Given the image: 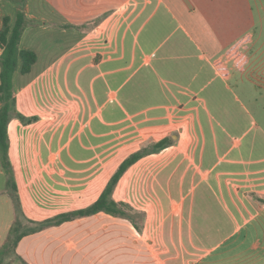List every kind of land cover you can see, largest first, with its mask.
<instances>
[{"label": "crops", "instance_id": "0c3cea01", "mask_svg": "<svg viewBox=\"0 0 264 264\" xmlns=\"http://www.w3.org/2000/svg\"><path fill=\"white\" fill-rule=\"evenodd\" d=\"M249 4L0 0V31L23 11L19 48L37 54L29 73L19 59L8 125L28 219L92 205L127 157L169 139L112 192L134 221L99 211L50 225L25 235L6 264H264V127L246 128L251 113L229 82L234 61L228 78L215 64L250 34L246 54L254 35L213 58L203 27L232 24ZM220 104L239 117L226 121ZM16 220L0 156V249Z\"/></svg>", "mask_w": 264, "mask_h": 264}, {"label": "trees", "instance_id": "16d2710c", "mask_svg": "<svg viewBox=\"0 0 264 264\" xmlns=\"http://www.w3.org/2000/svg\"><path fill=\"white\" fill-rule=\"evenodd\" d=\"M8 21V18L4 19L5 27L0 31V46L3 48V53L0 56V101L2 103L0 107V156L5 171L8 175L9 186L13 190V197L15 199L17 208V220L15 221V224L13 225L6 242L0 249V264H6L7 262L5 259L7 257H14L16 255V246L25 235L39 231L50 225L61 224L76 217L93 215L99 211H105L109 214L126 217L134 221V216L129 212L127 205L118 203L112 199V192L124 173L134 163H136L140 158L147 155L148 153H151L150 151H159L169 143V139H164L154 144L151 148L135 152L127 157L114 173L101 196L92 205L86 208L62 213L54 218L43 221H34L28 219L20 207L19 199L16 194L15 178L9 158L8 125L12 115L16 111L13 76L18 67L19 59L22 61L21 72L29 73L37 60V54L34 51L20 50L19 48L23 30L27 23V18L25 17L23 11L18 12L15 24L12 28L9 27ZM250 40V34L244 36L226 52L224 59L221 58L215 61V64L223 77L228 78L230 75V71L226 62L227 60H233L236 67L239 69H243L248 63V56L241 50ZM18 116L23 121L30 120L21 114H18ZM25 220L30 223V226L24 225ZM24 264L28 263L24 262Z\"/></svg>", "mask_w": 264, "mask_h": 264}, {"label": "rangeland", "instance_id": "374dc122", "mask_svg": "<svg viewBox=\"0 0 264 264\" xmlns=\"http://www.w3.org/2000/svg\"><path fill=\"white\" fill-rule=\"evenodd\" d=\"M203 27L205 34L212 31L210 55L213 58L222 56L230 45L247 32L253 33V41L245 50L249 63L244 71L230 66L229 82L246 102L251 113L247 118L246 128L254 127L252 120H255L257 126L264 127V0H250L245 10L236 11V18L232 24ZM220 111L222 112L220 116L226 121L239 117L238 111H234L231 105L220 104ZM140 220L139 214L136 216V222ZM24 225L30 226V223L25 220Z\"/></svg>", "mask_w": 264, "mask_h": 264}]
</instances>
